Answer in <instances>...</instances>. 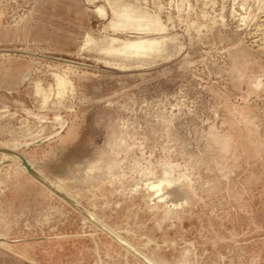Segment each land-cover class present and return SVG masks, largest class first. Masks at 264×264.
Wrapping results in <instances>:
<instances>
[{
  "label": "rangeland",
  "instance_id": "rangeland-1",
  "mask_svg": "<svg viewBox=\"0 0 264 264\" xmlns=\"http://www.w3.org/2000/svg\"><path fill=\"white\" fill-rule=\"evenodd\" d=\"M111 1L161 29L0 0V148L76 204L0 152V264H264V0ZM87 35L165 41L130 60ZM163 167L192 181L184 210L151 204Z\"/></svg>",
  "mask_w": 264,
  "mask_h": 264
},
{
  "label": "bare ground",
  "instance_id": "bare-ground-1",
  "mask_svg": "<svg viewBox=\"0 0 264 264\" xmlns=\"http://www.w3.org/2000/svg\"><path fill=\"white\" fill-rule=\"evenodd\" d=\"M108 1L114 13V20L111 22L113 28L141 31H146L149 29H161V26L154 20L152 21L153 24H151V20L148 19V16L144 14L134 16V12H130L128 10L119 12L114 3L111 0ZM99 11L100 13L106 15V8L100 7ZM151 25L153 27H151ZM87 39L88 41L94 43V45L98 44V47H100L101 51L103 52L109 51L114 54L120 53L121 55H124L130 60L147 58L148 56H151L154 52L163 51V43L165 41L159 40V38L155 37H138L132 40H121L118 37H108L107 42L103 44L89 35H87L86 40ZM68 85L69 82L66 78L59 77L58 86L56 90H59L58 93L62 94V91L66 90ZM8 149L0 148V152H3L6 158L11 157L13 160H16L24 171L30 173L55 194L59 195L60 197L62 196L72 205H76L75 202L71 200L72 198L67 196L68 193L65 194L63 192V188H61L59 185H55L54 183L50 182L45 177H43L41 174H39V172L34 168L35 164L33 166L30 162L25 159L24 156L18 154L16 150L13 151L11 149ZM162 169L163 173L161 176H158L156 172L149 170L147 171L148 175L146 180L144 179V183L148 186V189L152 190L153 194H155L156 197L159 198L158 201L154 202L153 200L155 198L153 197L154 199H152L153 202L151 204H163L167 207L170 213L171 211H177L178 209H185L186 206L190 205L192 199L189 187L190 184L192 186L191 179L186 174H180L177 170L175 172L172 169H168L166 167H163ZM134 189H136V187H134ZM168 211H166V213H168ZM100 225L101 227L106 229L108 233H110L115 238L120 240L123 244H125L127 247L132 249L129 244H127L122 238L117 236V233L105 228L104 226H102V224ZM147 262L149 264H154L153 262L148 260Z\"/></svg>",
  "mask_w": 264,
  "mask_h": 264
},
{
  "label": "crops",
  "instance_id": "crops-1",
  "mask_svg": "<svg viewBox=\"0 0 264 264\" xmlns=\"http://www.w3.org/2000/svg\"><path fill=\"white\" fill-rule=\"evenodd\" d=\"M0 85H1V83H0ZM2 93V91L0 90V94ZM53 183V182H52ZM56 185V184H55ZM53 192V191H52ZM54 193V192H53ZM57 195V194H56Z\"/></svg>",
  "mask_w": 264,
  "mask_h": 264
},
{
  "label": "flooded vegetation",
  "instance_id": "flooded-vegetation-1",
  "mask_svg": "<svg viewBox=\"0 0 264 264\" xmlns=\"http://www.w3.org/2000/svg\"><path fill=\"white\" fill-rule=\"evenodd\" d=\"M252 264H256L255 262H253Z\"/></svg>",
  "mask_w": 264,
  "mask_h": 264
}]
</instances>
